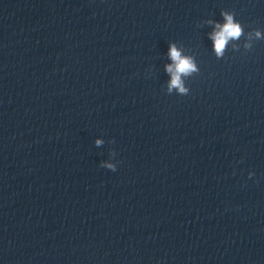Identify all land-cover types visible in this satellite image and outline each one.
Returning <instances> with one entry per match:
<instances>
[{"label":"clouds","instance_id":"1","mask_svg":"<svg viewBox=\"0 0 264 264\" xmlns=\"http://www.w3.org/2000/svg\"><path fill=\"white\" fill-rule=\"evenodd\" d=\"M221 15L224 17L223 24L208 21L210 24H215L214 31L210 33V39L213 41V49L218 58L223 56L229 41L238 40L244 34L243 27L234 19L232 13L225 11L222 12ZM254 35L257 39H264V35H262L260 30H256ZM251 38L252 34L250 33L249 39ZM245 47L251 48V44H245ZM168 55L172 60V64L166 65V71L171 76L168 91L171 92L172 89L175 88L180 94H186L188 90L184 86L182 76H188L198 71L197 66L191 57L182 55L181 50L178 49L175 44L169 46ZM101 143V140L96 141L97 146ZM110 154L113 156L116 155L115 150ZM100 166L113 172L117 170V164L106 161L102 162ZM249 175H251V173H249Z\"/></svg>","mask_w":264,"mask_h":264}]
</instances>
